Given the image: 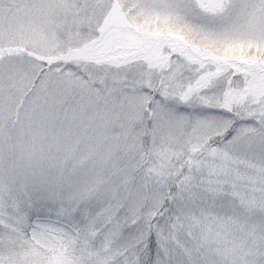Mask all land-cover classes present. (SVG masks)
<instances>
[{
    "label": "snow or ice",
    "instance_id": "1",
    "mask_svg": "<svg viewBox=\"0 0 264 264\" xmlns=\"http://www.w3.org/2000/svg\"><path fill=\"white\" fill-rule=\"evenodd\" d=\"M0 264H264V0H0Z\"/></svg>",
    "mask_w": 264,
    "mask_h": 264
}]
</instances>
